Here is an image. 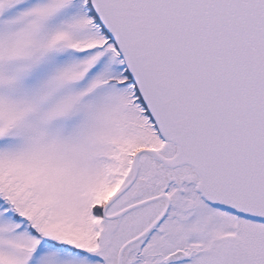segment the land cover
I'll return each mask as SVG.
<instances>
[{"label": "snow or ice", "instance_id": "1", "mask_svg": "<svg viewBox=\"0 0 264 264\" xmlns=\"http://www.w3.org/2000/svg\"><path fill=\"white\" fill-rule=\"evenodd\" d=\"M0 264H264V0H0Z\"/></svg>", "mask_w": 264, "mask_h": 264}]
</instances>
